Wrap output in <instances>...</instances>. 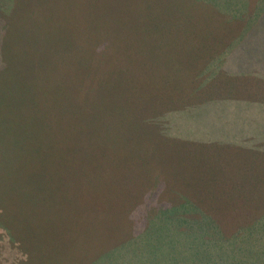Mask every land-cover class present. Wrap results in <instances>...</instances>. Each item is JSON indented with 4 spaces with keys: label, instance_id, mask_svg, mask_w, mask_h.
<instances>
[{
    "label": "rangeland",
    "instance_id": "obj_1",
    "mask_svg": "<svg viewBox=\"0 0 264 264\" xmlns=\"http://www.w3.org/2000/svg\"><path fill=\"white\" fill-rule=\"evenodd\" d=\"M84 17L83 105L62 100L57 176L13 236L0 227V264H264V80L222 68L264 60V0H0V117L19 97L28 126L31 76L44 88L47 58L77 57L32 39ZM228 96L259 101L261 121L220 123ZM185 197L217 217L164 231L144 216Z\"/></svg>",
    "mask_w": 264,
    "mask_h": 264
},
{
    "label": "trees",
    "instance_id": "obj_2",
    "mask_svg": "<svg viewBox=\"0 0 264 264\" xmlns=\"http://www.w3.org/2000/svg\"><path fill=\"white\" fill-rule=\"evenodd\" d=\"M78 8H81V6H78ZM86 20L87 18L84 17L83 25L79 23L72 30L68 26H57L50 32L40 31L36 39L31 38L37 43L33 47L35 49L36 47L41 48L51 45L56 49L64 50L66 54L73 52L77 57L76 59L66 60L47 58L46 63L42 65L45 71L43 74L44 88L40 84L42 81L40 78L37 79V82H34L33 75L31 76L30 89L32 90V96L28 101L30 109L27 127L22 125V115L25 110L19 97L12 105V108L15 106L14 112H12L13 121L9 123L0 117V227L10 232L12 236L15 229L14 221L28 212L27 204L31 198V193L38 191L45 183L49 185L57 176L58 167L53 160L57 153L56 138H54L57 125L60 124L63 118L67 120V116H64L67 114L66 111H69L70 106L78 107L79 110L83 105L82 96L86 86L84 85L85 76L82 67L84 54L82 55V52L84 53L86 49L83 38ZM69 36L75 37V40L73 37L69 38ZM102 47V44L97 45V47L95 45L94 50L101 52ZM255 49L257 48L255 47ZM257 58L253 59L255 62L252 58L250 59L253 62L249 70L264 75V60ZM32 68L35 71L34 65ZM216 68L218 70V66ZM222 68L227 75L236 73L233 64ZM38 86L41 89L43 88L44 91L47 90V93L45 92L46 96L41 99L45 106L44 111L37 108L41 103L40 100H37V95L36 99L33 98V91H37ZM88 92L92 93L91 90H88ZM62 100H68L70 106L66 107ZM235 100L236 98L229 97V101H224L223 104L234 103ZM213 105L218 104L213 103ZM256 110L258 111V107ZM70 124L75 127V122ZM153 184L148 186V191ZM173 194L177 193L173 192ZM185 202H188L187 197L179 202L162 203L156 206L148 203L144 216L148 213L147 219L158 220L157 226L164 231H168L169 227L174 230V227L170 226L171 223L165 222L164 224V222H161L162 218H168L171 215L175 217V221L182 223H189V219L194 222L217 217L218 213L210 208H204L196 202H190L191 206H189L188 204L185 205ZM199 209L204 212L199 211ZM148 225L147 223L146 228Z\"/></svg>",
    "mask_w": 264,
    "mask_h": 264
},
{
    "label": "crops",
    "instance_id": "obj_3",
    "mask_svg": "<svg viewBox=\"0 0 264 264\" xmlns=\"http://www.w3.org/2000/svg\"><path fill=\"white\" fill-rule=\"evenodd\" d=\"M262 14V13H261ZM259 22V21H258ZM248 57H245L244 59H234L231 64L234 65L236 73L233 75H225V77H230L231 79H262L264 80L263 74H257L255 71L249 70L250 65L254 61H246ZM255 62V61H254ZM221 66V64L218 65V68ZM220 73V72H219ZM214 110H217V112L221 115L225 116V120L220 123H225L230 126L235 127L237 129L238 126H241L243 130H247L248 125L250 122L254 121H261L260 119V109H259V101H252L248 99H237L234 101V103H228L223 105H213ZM258 106V111L255 109L254 111L252 108ZM244 112L241 116L240 113ZM240 120H239V119ZM262 118V117H261ZM231 139V138H229Z\"/></svg>",
    "mask_w": 264,
    "mask_h": 264
}]
</instances>
